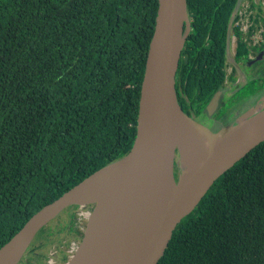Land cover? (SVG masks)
Masks as SVG:
<instances>
[{"label":"trees","instance_id":"1","mask_svg":"<svg viewBox=\"0 0 264 264\" xmlns=\"http://www.w3.org/2000/svg\"><path fill=\"white\" fill-rule=\"evenodd\" d=\"M237 1L186 0L190 31L175 76L184 112L183 94L201 110L224 86ZM155 11L156 0H0V247L129 151ZM64 216L28 250L54 237L65 262L81 229L74 213ZM157 264H264V143L214 183Z\"/></svg>","mask_w":264,"mask_h":264},{"label":"water","instance_id":"2","mask_svg":"<svg viewBox=\"0 0 264 264\" xmlns=\"http://www.w3.org/2000/svg\"><path fill=\"white\" fill-rule=\"evenodd\" d=\"M189 30L186 0H156L129 151L34 213L0 247V264H18L41 228L77 209H87L85 224L63 264H157L214 183L264 143L261 102L214 132L181 108L175 76Z\"/></svg>","mask_w":264,"mask_h":264},{"label":"flooded vegetation","instance_id":"3","mask_svg":"<svg viewBox=\"0 0 264 264\" xmlns=\"http://www.w3.org/2000/svg\"><path fill=\"white\" fill-rule=\"evenodd\" d=\"M263 2L264 0H241L236 15L239 16V20L236 21L235 17L230 34L228 22L224 86L217 89L222 93L221 101L211 117H208L206 108L217 91L201 110H198L197 105L192 106L187 96L183 94L188 106L185 113L213 132L219 128L217 124H225L233 117L239 118L255 108L259 102L264 105V14H261L264 11ZM254 3L259 5L261 12L255 8L250 9ZM235 27H239L238 33L234 31ZM243 47L247 51L250 49L249 55L243 53ZM244 69L250 70V74H246ZM249 85L250 89L243 92ZM209 121L212 122V126L208 124ZM73 246L71 243L69 248L73 249Z\"/></svg>","mask_w":264,"mask_h":264},{"label":"rangeland","instance_id":"4","mask_svg":"<svg viewBox=\"0 0 264 264\" xmlns=\"http://www.w3.org/2000/svg\"><path fill=\"white\" fill-rule=\"evenodd\" d=\"M262 13L264 14V11H262L261 14ZM243 53L249 55L250 49L248 48V51H247L243 47ZM244 72L249 75L251 71L247 70V69H244ZM250 86L251 85H249L245 89V91H243V92L248 91L250 89ZM235 118L236 117H233V119L231 118V120H228L225 124H221V125L217 124V125L220 128L221 126H225L226 124L232 122ZM211 123H212L211 121L208 122V124L210 126H212ZM205 125L207 126V124H205ZM86 212H87V209H77V210H71L69 212H66L64 215L66 216V215H68L70 213L71 214L74 213L75 223H76L75 225L79 229L82 230L83 227H84V224H85V214H86ZM64 215L62 213V214H60V216H56V218H54L55 220L53 219L52 221H50V223L48 224V227L52 229L53 226H54V228H55L58 225V222L60 221V219H58V218L59 217H63ZM64 219L67 221L68 220V216H66ZM57 230H59V228ZM67 235H64L65 238H66ZM61 240H63V238ZM37 241H39V242L38 243L36 242V244H34V246H32L29 250H27L26 254L21 258L23 260L21 262H18V264H63L64 263L63 261H61L60 255H58V251H59L58 247L59 246L63 247L62 245H60L58 243V240L56 241L54 237L50 238V237H47V236H40V237H38ZM72 244L76 245V243L73 242V241H72ZM67 251L71 252L72 249H70L69 246H67Z\"/></svg>","mask_w":264,"mask_h":264},{"label":"bare ground","instance_id":"5","mask_svg":"<svg viewBox=\"0 0 264 264\" xmlns=\"http://www.w3.org/2000/svg\"><path fill=\"white\" fill-rule=\"evenodd\" d=\"M254 111H257L256 109Z\"/></svg>","mask_w":264,"mask_h":264}]
</instances>
